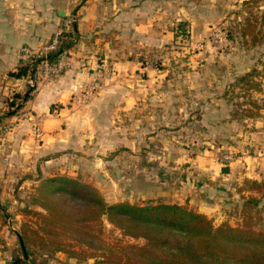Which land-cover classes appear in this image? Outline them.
I'll return each instance as SVG.
<instances>
[{
    "label": "rangeland",
    "instance_id": "374dc122",
    "mask_svg": "<svg viewBox=\"0 0 264 264\" xmlns=\"http://www.w3.org/2000/svg\"><path fill=\"white\" fill-rule=\"evenodd\" d=\"M67 1L59 7L61 27L37 48L17 52L0 39V59L9 55V68L0 67V250L10 249L5 263L21 256L19 235L28 237L34 264H106L103 250L116 251L120 242L144 244L122 235L107 217L96 218L87 200L69 201L77 203L76 219L40 207L50 198L42 183L59 177L94 188L107 205L160 201L195 211L189 207V191L197 189L192 178H208L200 172L209 171V178L232 190L223 209L203 215L215 226H236L245 200L255 196L258 204L250 211L264 227V186L242 191L246 179L264 185V172L254 179L245 169V159H263L257 165L264 168V0H165L163 9L133 17L139 29L115 0ZM248 18L257 19L255 31L246 29L243 38ZM75 25L71 48L46 60L52 41L58 45ZM58 61L65 68L48 73ZM26 65L27 77H15ZM84 68L88 80L70 100L44 111L35 107L45 82ZM255 69L247 82H237ZM211 111L218 113L207 121ZM85 216L92 219L82 221ZM56 245L74 254L53 252Z\"/></svg>",
    "mask_w": 264,
    "mask_h": 264
},
{
    "label": "trees",
    "instance_id": "16d2710c",
    "mask_svg": "<svg viewBox=\"0 0 264 264\" xmlns=\"http://www.w3.org/2000/svg\"><path fill=\"white\" fill-rule=\"evenodd\" d=\"M243 4L246 5L247 2ZM256 22L257 19L250 18L244 21L243 38L246 37V29L255 31ZM75 34L76 27L73 26L72 33L62 36L57 47L48 53L46 60L53 62L71 48L72 37ZM257 39L255 34L252 44ZM33 69L32 66L31 72ZM19 70L21 71L15 74V77H27L30 65ZM256 72L255 69L250 74H245L237 79V82H247ZM251 105L259 108L254 102H251ZM253 114L250 111L248 117H252ZM263 186L257 181L246 179L242 191L260 190ZM42 189L49 191L50 198H45L39 206L50 214L60 218L76 219L75 206L78 201L87 200L96 218L100 219L106 215L107 223L121 231L125 237L144 240L142 245L120 242L116 251L103 250L101 259L105 260L106 264H264V227L257 224L250 211L258 204L255 196L247 197L242 205L243 217L238 225L215 226L203 214L176 203L159 201L145 205L129 203L107 205L94 188L69 178L46 180L41 185ZM70 200L77 201L75 206L69 202ZM86 219L92 218L85 216L82 221H87ZM27 240V236L19 235L21 256L11 258L10 264H34L27 248ZM40 249H43L42 246ZM52 251L74 254L68 252L63 245H56ZM40 264H47V260L43 259Z\"/></svg>",
    "mask_w": 264,
    "mask_h": 264
},
{
    "label": "crops",
    "instance_id": "0c3cea01",
    "mask_svg": "<svg viewBox=\"0 0 264 264\" xmlns=\"http://www.w3.org/2000/svg\"><path fill=\"white\" fill-rule=\"evenodd\" d=\"M115 2L119 5L120 10H129L131 25L135 28H137L139 21L137 19H134V21L133 17L142 15L145 11L149 12L153 8L163 9L166 3L165 0H115ZM66 3H68L67 0H0V39L3 41L2 46L7 45L17 52L20 47L37 48L50 39L55 31L61 27L63 11L59 7L66 6ZM149 24L151 25V23ZM147 31L150 32L148 34H151L153 30L147 29ZM8 56L2 54V59H0L1 72L9 68ZM87 75L85 68L79 69V71L71 70L59 81L42 83V89L40 88L41 90L35 96V107L40 111H44L57 103H63L66 99L70 100L74 94L81 90L84 81L88 80ZM216 113L218 112L211 111V116H207V121H211L213 119L212 115L216 116ZM228 114L229 111L227 110ZM71 118L73 119V117ZM245 160L248 163L245 168L247 175L246 173L245 175L260 179V174L264 172V168H260L259 165H261L263 159H259L256 164L249 159ZM200 173L203 175L207 173L208 178H192L190 185L193 186L196 183L197 189L189 191L192 194H190L189 207L210 217L218 213L215 210L224 208L222 201L227 192L232 190V186L223 180H214V177L209 178V171H201ZM197 176L200 177V174L198 173ZM232 199H234V196ZM5 239L9 243L12 242L8 236ZM9 250H0V264H6L5 260L8 259L6 257L9 256Z\"/></svg>",
    "mask_w": 264,
    "mask_h": 264
},
{
    "label": "built area",
    "instance_id": "2783aa9c",
    "mask_svg": "<svg viewBox=\"0 0 264 264\" xmlns=\"http://www.w3.org/2000/svg\"><path fill=\"white\" fill-rule=\"evenodd\" d=\"M57 46V38H55L53 41H52V44L47 48V49H50V50H54ZM66 66V63L63 62V61H58L56 62L52 67H49L50 68V71L48 73H58V72H61ZM47 67V65H46ZM11 258H9L10 260Z\"/></svg>",
    "mask_w": 264,
    "mask_h": 264
},
{
    "label": "water",
    "instance_id": "95a60500",
    "mask_svg": "<svg viewBox=\"0 0 264 264\" xmlns=\"http://www.w3.org/2000/svg\"><path fill=\"white\" fill-rule=\"evenodd\" d=\"M28 95V93L25 94V100L27 99ZM103 219H106V215H103Z\"/></svg>",
    "mask_w": 264,
    "mask_h": 264
}]
</instances>
